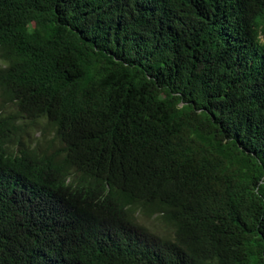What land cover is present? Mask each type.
Wrapping results in <instances>:
<instances>
[{
  "label": "trees",
  "instance_id": "obj_1",
  "mask_svg": "<svg viewBox=\"0 0 264 264\" xmlns=\"http://www.w3.org/2000/svg\"><path fill=\"white\" fill-rule=\"evenodd\" d=\"M0 264H264V0H0Z\"/></svg>",
  "mask_w": 264,
  "mask_h": 264
},
{
  "label": "rangeland",
  "instance_id": "obj_2",
  "mask_svg": "<svg viewBox=\"0 0 264 264\" xmlns=\"http://www.w3.org/2000/svg\"><path fill=\"white\" fill-rule=\"evenodd\" d=\"M33 134H34V136H38L39 134H40V128H37V127H34L33 128ZM145 224H147V225H149V226H151V227H153V226H156L155 227V229L156 228H158L159 230H161V231H163V230H165L161 225H159V224H157V221H154L152 218L150 219H146L145 220ZM156 224V225H155Z\"/></svg>",
  "mask_w": 264,
  "mask_h": 264
}]
</instances>
